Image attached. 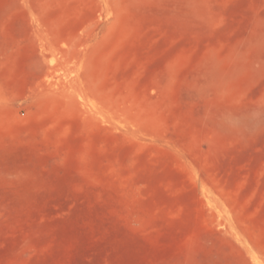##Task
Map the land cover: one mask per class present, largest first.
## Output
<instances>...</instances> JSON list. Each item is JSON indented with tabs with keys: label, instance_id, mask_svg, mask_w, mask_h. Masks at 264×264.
<instances>
[{
	"label": "rangeland",
	"instance_id": "374dc122",
	"mask_svg": "<svg viewBox=\"0 0 264 264\" xmlns=\"http://www.w3.org/2000/svg\"><path fill=\"white\" fill-rule=\"evenodd\" d=\"M0 264H264V0H0Z\"/></svg>",
	"mask_w": 264,
	"mask_h": 264
}]
</instances>
